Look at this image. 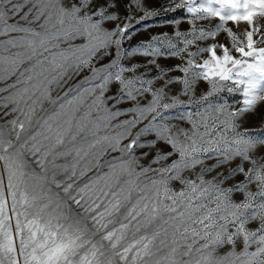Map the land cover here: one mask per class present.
Segmentation results:
<instances>
[{
  "label": "snow or ice",
  "instance_id": "snow-or-ice-1",
  "mask_svg": "<svg viewBox=\"0 0 264 264\" xmlns=\"http://www.w3.org/2000/svg\"><path fill=\"white\" fill-rule=\"evenodd\" d=\"M0 264H264V0H0Z\"/></svg>",
  "mask_w": 264,
  "mask_h": 264
},
{
  "label": "rangeland",
  "instance_id": "rangeland-1",
  "mask_svg": "<svg viewBox=\"0 0 264 264\" xmlns=\"http://www.w3.org/2000/svg\"><path fill=\"white\" fill-rule=\"evenodd\" d=\"M164 0H148V7L149 8H153V7H158L160 3H163ZM172 15L171 13L169 14H164L162 13L160 16L158 17H155L153 20H150L148 21L149 23H154V22H159L163 19H170L172 18ZM177 17L181 16L182 13L178 12L175 14ZM184 16H186L187 14L186 13H183ZM139 17V13L137 14V18ZM215 19V18H214ZM188 25L187 24H182L180 26V29L181 31H185L188 29ZM175 26H172V27H168V26H163V27H152V28H149L146 32L142 31L140 32L139 34H137L134 38H133V41L132 43L135 44V43H138L141 39H146L147 37H149L150 35H155V34H161L163 32H168L169 35H174V31H175ZM139 59H143V58H139ZM162 63H164V61H161ZM82 78V77H81ZM78 80H73V81H70L69 82V86L71 85H74L75 83H77ZM66 90V89H65ZM57 94H62L61 93V90L59 88H54L53 92H52V96L55 97ZM235 99H239V96H236ZM231 103V100L229 101ZM49 107V105L47 103H45V108ZM37 115H43V113L41 112H37ZM260 126V119L259 117H250L249 120H248V123L246 125V127H249V128H258ZM103 162V161H101ZM91 175V173H90Z\"/></svg>",
  "mask_w": 264,
  "mask_h": 264
}]
</instances>
